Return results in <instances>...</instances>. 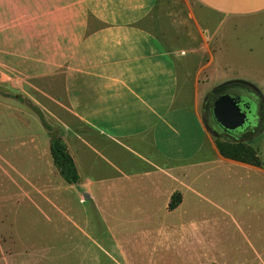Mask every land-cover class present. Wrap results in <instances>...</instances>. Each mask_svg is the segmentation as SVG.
I'll list each match as a JSON object with an SVG mask.
<instances>
[{
	"label": "rangeland",
	"instance_id": "obj_1",
	"mask_svg": "<svg viewBox=\"0 0 264 264\" xmlns=\"http://www.w3.org/2000/svg\"><path fill=\"white\" fill-rule=\"evenodd\" d=\"M156 6L169 25L172 48L186 52L181 73L189 83L197 63L216 49L202 29L211 32L225 17L197 0H158ZM262 20H241L237 27L225 22L220 28L222 66L214 79L213 68L204 71L201 113L216 86L257 78L264 59ZM2 25L0 20V264H264V180L253 169L235 168L229 178L218 173L201 198L185 192L175 211L167 210L166 193L154 192L156 180L135 179L125 183L124 193L105 192L103 181L117 171L128 174L146 166L115 145L105 154L111 163L82 152L76 160L80 183H66L52 163L49 136L37 114L27 100L26 105L13 96L19 93L36 104L62 134L57 121L67 124L68 116L50 99L62 90L60 75L26 76L25 52L9 50L18 36L3 34ZM32 139L42 152L36 161L28 156ZM237 139L257 150L264 169V132Z\"/></svg>",
	"mask_w": 264,
	"mask_h": 264
},
{
	"label": "crops",
	"instance_id": "obj_2",
	"mask_svg": "<svg viewBox=\"0 0 264 264\" xmlns=\"http://www.w3.org/2000/svg\"><path fill=\"white\" fill-rule=\"evenodd\" d=\"M197 1L225 18L211 32L202 29L216 49L212 47L209 58L197 63L198 69L186 83L181 73L188 63L186 52L172 48L165 16L155 10L158 0H0L2 33L18 36L9 43V50L25 52L24 74L60 75L62 90L50 99L68 116L67 124L57 122L75 165L82 152L111 163L106 155L113 145L145 162L137 171H117L104 180L105 192L124 193L125 183L135 179L156 180L153 190L166 193L167 208L174 192L181 194L177 207L185 192L201 198L202 190L220 172L229 178L235 168L253 169L264 180L261 166L219 153L199 107L204 71L213 68L214 79L222 66L220 28L225 22L237 27L241 20L262 19L259 23L264 26V0ZM259 41L264 45V37ZM255 72V79L231 81L253 84L264 99V59ZM180 98L190 101L182 105ZM263 132L261 128L260 135ZM31 150L35 151L28 156L40 159L42 152Z\"/></svg>",
	"mask_w": 264,
	"mask_h": 264
},
{
	"label": "trees",
	"instance_id": "obj_3",
	"mask_svg": "<svg viewBox=\"0 0 264 264\" xmlns=\"http://www.w3.org/2000/svg\"><path fill=\"white\" fill-rule=\"evenodd\" d=\"M13 96L23 104H26L24 101L27 100L28 106L37 114L49 136L50 156L52 163L57 169L59 175L68 184H78L80 181L79 173L77 171L73 157L69 153L66 143L61 137L60 133L53 130L52 126L46 122L42 110L36 104H31L27 98L23 97L19 93H16ZM215 144L219 153L223 157L258 167L262 165V161L257 150L251 144L245 141H231L216 137ZM180 201L181 194L179 192H174L170 197V201L167 206L168 210H173L175 207H177Z\"/></svg>",
	"mask_w": 264,
	"mask_h": 264
},
{
	"label": "flooded vegetation",
	"instance_id": "obj_4",
	"mask_svg": "<svg viewBox=\"0 0 264 264\" xmlns=\"http://www.w3.org/2000/svg\"><path fill=\"white\" fill-rule=\"evenodd\" d=\"M223 93H229L235 97L244 98L248 101V106L253 116L251 118V122L246 128L234 132H227L224 131L216 122L212 112V107L214 102ZM202 115L204 121H206V123H208L213 129L219 132L221 136L228 138H240L245 137L247 134L256 133L262 128L264 121V106L261 99L249 86L242 82H232L227 84L221 90L212 94H208V96L205 98Z\"/></svg>",
	"mask_w": 264,
	"mask_h": 264
},
{
	"label": "water",
	"instance_id": "obj_5",
	"mask_svg": "<svg viewBox=\"0 0 264 264\" xmlns=\"http://www.w3.org/2000/svg\"><path fill=\"white\" fill-rule=\"evenodd\" d=\"M232 82L237 81H230L216 86L211 90L210 93H215ZM262 100L264 102L263 98ZM212 112L216 122L224 131L227 132H234L246 128L251 122V118L253 116L246 99L235 97L229 93H223L219 96V98L213 104ZM204 122L207 128L215 137L231 141H240V139L237 138H228L221 136L220 133L213 129L208 123H206V121ZM85 198H89V196L86 194Z\"/></svg>",
	"mask_w": 264,
	"mask_h": 264
}]
</instances>
